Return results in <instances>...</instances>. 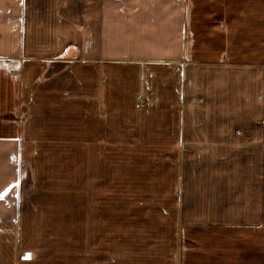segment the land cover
<instances>
[{"label": "crops", "instance_id": "1", "mask_svg": "<svg viewBox=\"0 0 264 264\" xmlns=\"http://www.w3.org/2000/svg\"><path fill=\"white\" fill-rule=\"evenodd\" d=\"M121 145L192 147L207 168L171 187L152 175L180 195L175 213L125 250L98 229L53 237L66 147L81 163L88 146ZM6 189L0 264H71L75 249L79 264H264V0H0Z\"/></svg>", "mask_w": 264, "mask_h": 264}, {"label": "rangeland", "instance_id": "2", "mask_svg": "<svg viewBox=\"0 0 264 264\" xmlns=\"http://www.w3.org/2000/svg\"><path fill=\"white\" fill-rule=\"evenodd\" d=\"M234 58L231 61L238 63V59ZM190 148L183 145L164 149L143 145L103 146L102 148L88 146V160L80 163V147H66V150L71 151L72 160L70 162L64 159L60 163L61 169H57L70 171L71 174L62 175L61 171H57L58 176L54 177L51 183L60 190L53 200L54 209H56L55 214L65 213V219L63 218L65 224L57 218L59 222L56 221L50 226V229L56 230L53 237L79 238L85 228L87 229L86 237H95V231L98 229L100 237H113L112 234L117 237L119 234L121 250L127 249V242L122 240L129 234H135L137 237H150L153 227L157 228L165 224L166 220L163 221V219L174 215L175 211L171 207L177 196L180 197V195H173L171 191L164 194L155 192L154 187H160L166 181L165 178L159 181L160 178H153L152 175L164 174L163 176L167 178L166 185L171 187L177 184L182 185L183 182L185 185V181L194 169L207 168L204 165L208 162L191 160L199 158L196 155L188 156ZM234 148H241V146H232V154L236 153ZM101 150L103 157L102 161H98V166L102 169L103 175L96 179L90 174V171L96 169V163L94 160L91 161V157L98 153L101 158ZM227 150L228 147H224V153L229 156ZM81 165L84 166V171L89 172V178L79 177L77 171L80 170ZM37 181V184L41 185L40 180ZM97 185L101 186L98 191L95 189ZM49 197L53 199V196L49 195ZM161 206L167 211L164 214ZM140 243L142 242L135 244ZM138 248L135 245L136 251ZM76 254L78 255L75 249L72 251V259L70 258L71 264H79V256ZM120 254L122 262L121 251ZM88 260L90 263L95 259L89 257ZM135 260L138 261V259ZM108 261L111 262V258L105 257L104 263L111 264Z\"/></svg>", "mask_w": 264, "mask_h": 264}, {"label": "snow or ice", "instance_id": "3", "mask_svg": "<svg viewBox=\"0 0 264 264\" xmlns=\"http://www.w3.org/2000/svg\"><path fill=\"white\" fill-rule=\"evenodd\" d=\"M8 191H10V189H6V190H5V192H3V193H0V199H3V198H4V196H6V195H7Z\"/></svg>", "mask_w": 264, "mask_h": 264}]
</instances>
